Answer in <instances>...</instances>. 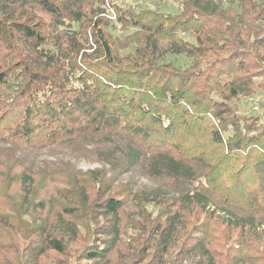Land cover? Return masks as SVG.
Here are the masks:
<instances>
[{"label": "trees", "instance_id": "obj_1", "mask_svg": "<svg viewBox=\"0 0 264 264\" xmlns=\"http://www.w3.org/2000/svg\"><path fill=\"white\" fill-rule=\"evenodd\" d=\"M177 1L176 14L112 3L137 28L123 55L106 0H0V264H169L176 244L193 264H264V119L230 103L264 89V0ZM43 147L103 168L20 153Z\"/></svg>", "mask_w": 264, "mask_h": 264}, {"label": "rangeland", "instance_id": "obj_2", "mask_svg": "<svg viewBox=\"0 0 264 264\" xmlns=\"http://www.w3.org/2000/svg\"><path fill=\"white\" fill-rule=\"evenodd\" d=\"M259 1V0H258ZM112 3L120 6L123 11H161L164 13L176 14L180 10V3L177 0H106L102 4V8L105 9L106 17L111 21L109 26L106 28L109 32L112 40L116 41L119 44L121 54L125 55L133 50L134 45V33L137 31V28L131 25H124L119 21V13L112 6ZM224 7L234 6V0H224ZM104 15V14H103ZM229 24V22H226ZM181 36L190 41L194 42V39L188 33H182ZM245 49V48H243ZM194 60H201V64L205 66L206 62L200 55H187V54H178V55H169L166 57V61H171L178 68L189 67ZM264 65V61L261 62ZM263 78L259 77L256 79V85L259 82H262ZM233 113L240 116H255L261 115L264 119V89L257 87L255 92L251 95L241 96L238 99H235L230 102ZM1 146L8 144L1 143ZM93 147H89L90 149ZM20 153L23 154L27 160L34 164L35 168H45V169H58V168H68L73 171H88L91 169L103 168V165L96 160L94 156L90 154H77L72 151L69 147H43V148H29L20 150ZM85 154V155H84ZM131 181V182H130ZM130 182L132 187L137 190L141 189L144 186H153L155 181L149 179L146 176L137 174L133 178L129 173H124L116 181V183H125ZM131 207V206H130ZM149 210L153 214H157V207L151 205L148 206ZM131 211L136 215V218L139 217L136 214L135 209L130 208ZM130 211V210H128ZM258 231L257 241L259 245L264 248V225L256 229ZM136 255V254H135ZM125 259V264H132L136 256ZM66 260H69L71 264H94L91 260H80L76 261L72 252L70 255H67ZM169 264H193L192 260L187 257H179V246L172 245L169 248L167 255ZM42 264H63L56 259L48 258L45 261H42Z\"/></svg>", "mask_w": 264, "mask_h": 264}]
</instances>
